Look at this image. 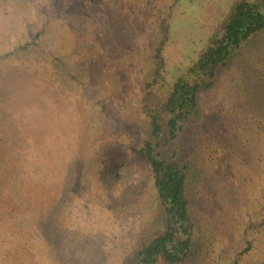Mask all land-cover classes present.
Here are the masks:
<instances>
[{
    "label": "rangeland",
    "instance_id": "1",
    "mask_svg": "<svg viewBox=\"0 0 264 264\" xmlns=\"http://www.w3.org/2000/svg\"><path fill=\"white\" fill-rule=\"evenodd\" d=\"M175 1L0 0V57L42 32L37 50L0 67V84L12 82L0 99V157L14 165L27 152L30 160L20 161L30 188L13 200L19 210L5 216L9 204L0 205V264H122L155 219L152 178L130 149L148 131L141 102L156 61L157 15ZM234 1L177 0L158 90L197 58ZM202 117L195 204L206 245L197 264H230L247 246L245 228L264 218V35L204 101ZM37 166L46 176L30 180ZM117 166L124 183L110 193L105 170ZM4 176L0 188L12 200L15 168ZM249 240L239 264H264V230ZM16 243L32 254L12 263L6 252Z\"/></svg>",
    "mask_w": 264,
    "mask_h": 264
},
{
    "label": "trees",
    "instance_id": "2",
    "mask_svg": "<svg viewBox=\"0 0 264 264\" xmlns=\"http://www.w3.org/2000/svg\"><path fill=\"white\" fill-rule=\"evenodd\" d=\"M176 2L177 0L168 9L160 11L159 16L157 15L158 35L153 48L156 61L143 83L144 97L141 102V115L148 131L143 143L130 149L133 157L149 171L152 178L156 217L141 233L132 252L125 257L122 264H197L202 261L206 237L195 204L200 176L199 146L204 136L202 105L218 90L224 75L237 59L256 42L258 37L264 35V0H235L197 58L177 76L168 91L162 92L158 90V86L165 72L164 51L170 40V21ZM47 26L46 22L43 28ZM41 39L42 32H38L34 38L0 57V67L5 60L13 56L30 54L37 50L41 45ZM110 71L113 74L115 72L114 68H110ZM11 85L10 80L8 82L2 78L0 91L3 90L5 93L0 94V99L10 93ZM17 134L18 131L15 133L16 137ZM22 150L25 148L22 147ZM27 155L26 152L24 158L17 153L19 161L14 162L15 166L10 163L5 165L0 157V163L2 166L5 165L4 170L0 171V185L6 186L4 173L8 167L15 168L17 181L15 190L13 189L16 196L12 200L8 198V192L11 191L0 188V205L9 204L5 216L10 217L19 210L15 208L13 200L21 196L24 199L25 189L30 188L29 182L25 186L24 174L19 169L24 167L21 162L29 163ZM34 168V173H30V180L46 176L45 169L38 166ZM105 171L102 169L100 175L105 173L103 181L111 190L110 193H113L112 189L116 184L120 186L124 183V179L118 166ZM108 176L113 179L111 184L108 183ZM20 177L23 180H20ZM44 181L46 183L45 179ZM10 183L11 180L8 185ZM19 186L24 188L23 191L18 192ZM112 197L114 201L118 199L115 194H112ZM38 204L45 205L43 202ZM3 227L0 213V232H5ZM262 230L264 218L258 223H249L245 228L244 242L247 246L230 264H239L238 258L249 254L253 249L249 237L254 232ZM6 238L5 233H0V245L2 241L7 242ZM26 252L32 254L29 246L16 243V249L6 252V255L14 253L15 259L12 263H15L18 261L17 254ZM34 256L42 259L36 254ZM31 262L29 258L26 264Z\"/></svg>",
    "mask_w": 264,
    "mask_h": 264
}]
</instances>
